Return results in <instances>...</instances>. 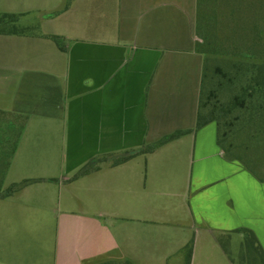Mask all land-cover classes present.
Listing matches in <instances>:
<instances>
[{"label":"crops","instance_id":"obj_1","mask_svg":"<svg viewBox=\"0 0 264 264\" xmlns=\"http://www.w3.org/2000/svg\"><path fill=\"white\" fill-rule=\"evenodd\" d=\"M16 1L1 11L36 16L40 31L0 35V116L16 139L0 194L31 183L0 203L43 212L35 205L47 211L57 192L65 214L50 264H184L191 240L190 264H234L226 250L244 230L264 252V181L225 157L216 122L195 130L198 0Z\"/></svg>","mask_w":264,"mask_h":264},{"label":"rangeland","instance_id":"obj_2","mask_svg":"<svg viewBox=\"0 0 264 264\" xmlns=\"http://www.w3.org/2000/svg\"><path fill=\"white\" fill-rule=\"evenodd\" d=\"M198 6L200 7L198 9L199 17H201V28L198 33L199 36L197 33L196 36L199 40L202 35L207 37L204 43L200 41L198 49L208 56L207 66L210 68L209 74H207L209 76L208 81L205 82L204 97L211 94V92H214L215 95V97H211V103L203 110L206 113L215 100L221 101L220 103H227L231 97L237 94L236 87L244 86L246 76L250 75L252 69H254V64L263 65L264 0H198ZM11 7L21 9L22 4L16 0H0V13H6L1 9H11ZM36 19H38L36 16L22 18L19 23L22 27L29 28L31 32H38L40 28L37 29L38 20ZM34 20H36V24H34ZM233 64L241 68L239 79L233 78L231 85L224 79L222 82H226L227 85H218L221 77L220 73L217 72V68L223 69L227 76L228 74L234 76L238 69ZM261 67L264 68V66ZM253 75L255 76V74ZM218 86H231L232 91L221 90ZM235 116L241 115H239V112H234L225 120L230 122ZM234 122L232 120V123ZM17 127L15 125V129ZM223 129L228 130L229 128L224 127ZM237 129V126H235L234 131H228L229 137L224 147H229V144L230 146H238L233 153L243 159L250 160L249 166L256 169L255 172L258 176L264 178L263 134L260 133L261 136L258 135L254 139L253 135L248 137L246 134L236 133ZM14 135L12 128L6 131V123L3 122V118L0 116V171L6 169L11 160L13 145L16 140ZM245 154L248 156H245ZM252 162H255V165ZM48 192L49 196L51 191ZM53 195L55 198L47 203V211L43 210L42 205H35L36 208L40 207L43 211L37 213H34V209L30 208L32 206L27 204H16L12 201L0 203V264H26L28 260L37 259L41 261V264H50L57 241V228L61 225V219L65 214L59 205L57 192ZM18 205L21 206L18 207ZM153 230L156 229L149 231L152 233ZM171 232L170 229L168 234L169 243H172ZM144 237L145 234L138 230V241L139 239L143 240ZM156 240L155 235L154 241ZM242 240L240 234H234L231 237L228 256L234 264H253L244 260L247 250ZM204 253L211 256L207 251ZM212 257L211 260L203 263L216 264ZM154 261H156V257ZM174 262L175 258L173 257L168 261V264Z\"/></svg>","mask_w":264,"mask_h":264},{"label":"trees","instance_id":"obj_3","mask_svg":"<svg viewBox=\"0 0 264 264\" xmlns=\"http://www.w3.org/2000/svg\"><path fill=\"white\" fill-rule=\"evenodd\" d=\"M198 8H200L198 6ZM198 21H196V33L200 32V26H201V17H199V9H198ZM25 17V15L22 14H10V13H0V35L4 36H24V35H30L32 32L27 28L26 26L22 27L20 25L21 19ZM199 36V35H198ZM51 39L56 43L58 48L60 50L65 49L64 40L60 37L52 36ZM207 40V37L202 35L200 38L201 43H204ZM202 53V52H201ZM203 54V53H202ZM204 55V65H203V73H202V87H201V96L199 101V108H198V115L196 120V126L195 130L200 129L204 125L210 122H216L217 128H218V137L217 142L218 145L222 148L224 155L227 159H230L232 161H238L240 162L246 169H248L250 172H252L260 181H264L263 177H260L256 174V169L249 166L251 163L250 160L243 159L242 157H239L236 155V153H233V151L236 150L235 146L224 147L225 142L228 140L229 132L228 131H234L235 126H237V132L236 133H242L246 134L248 137H251L253 135V138L256 139V136H261L263 134L264 136V68L262 69L261 66L254 64L252 69V72L250 75L246 76V79L244 81V86H239V88L236 87L238 90L237 94H235L229 102L227 103H220L221 101L215 100L212 105H210L209 111L206 113L203 112V110L211 103L210 99L211 97H215L213 94L214 92H211V94L205 95V82L208 81L207 74H209L210 68L207 66L208 63V56L206 54ZM234 66H237L233 64ZM231 67V66H229ZM209 68V69H208ZM237 73L234 74H228V76L224 73V70L221 68H217V72L220 73V79L218 85H224L227 83L222 82L224 79L228 83L233 82V78L239 79V72L241 68L237 66ZM249 71V70H248ZM255 74V76L253 75ZM219 89H227L232 91L231 86H218ZM227 87V88H226ZM234 88V86H233ZM234 112H239V115L241 116H235L231 119L230 122H227L225 118L229 117L230 114H234ZM232 120L235 122L232 123ZM236 123V125H235ZM231 125V127H229ZM235 125V126H234ZM224 127H228V130H224ZM185 132H176L174 134H171L169 136H166L163 139L158 140L157 142H154L153 144L145 145L142 147L141 150L134 152V153H128V154H122L120 156H114V158H111V164L117 165L123 162L128 161L129 159L135 157L138 154H148L153 151H155L160 146L164 145L165 143L171 142L181 135H183ZM261 133V134H260ZM232 145V144H231ZM227 148V149H226ZM246 151L248 149H245ZM232 151V152H231ZM245 156H248L245 154ZM111 156H106L104 160H108V158ZM253 165H255V162H252ZM256 168V167H255ZM88 172L87 168H82L73 179L80 178L84 176ZM31 183L30 180H26L23 182H20L18 184L11 185L5 192L0 194V198H6L11 196L12 194L20 191L27 185ZM244 234L246 235V238L243 242L244 246L246 247L247 253L246 256H244L245 262H250L253 264H264V252L262 248L260 247L256 237L251 231L244 230ZM192 250H193V240H191L181 251V253L184 255V264H190L191 262V256H192ZM226 254L227 253L226 250ZM113 264V263H108Z\"/></svg>","mask_w":264,"mask_h":264}]
</instances>
